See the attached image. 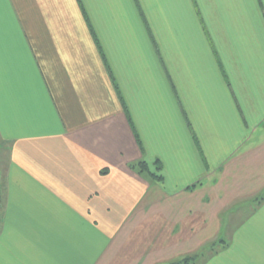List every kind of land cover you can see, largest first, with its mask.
Wrapping results in <instances>:
<instances>
[{"label":"crops","instance_id":"obj_1","mask_svg":"<svg viewBox=\"0 0 264 264\" xmlns=\"http://www.w3.org/2000/svg\"><path fill=\"white\" fill-rule=\"evenodd\" d=\"M0 142V264H264V0H0Z\"/></svg>","mask_w":264,"mask_h":264},{"label":"trees","instance_id":"obj_2","mask_svg":"<svg viewBox=\"0 0 264 264\" xmlns=\"http://www.w3.org/2000/svg\"><path fill=\"white\" fill-rule=\"evenodd\" d=\"M158 171L161 169V167H157ZM134 169L138 170V172L140 173H146V174H150L152 177H154L155 179L161 181L162 180V176L155 174L153 172L150 171V168L148 166V164L146 162H140L137 165H134ZM219 244H214L212 245L209 250L202 252L200 254H196V255H191V256H187L184 257L182 259H179L177 261H173L170 262L168 264H201L203 261H205L206 259H208L210 256H212L215 252V246H218Z\"/></svg>","mask_w":264,"mask_h":264},{"label":"rangeland","instance_id":"obj_3","mask_svg":"<svg viewBox=\"0 0 264 264\" xmlns=\"http://www.w3.org/2000/svg\"><path fill=\"white\" fill-rule=\"evenodd\" d=\"M6 147L3 145V143L0 142V181L2 182V175H1V167L3 166L4 164V157L6 155V152H5Z\"/></svg>","mask_w":264,"mask_h":264},{"label":"water","instance_id":"obj_4","mask_svg":"<svg viewBox=\"0 0 264 264\" xmlns=\"http://www.w3.org/2000/svg\"><path fill=\"white\" fill-rule=\"evenodd\" d=\"M1 204H2V194H1V188H0V210H1ZM0 225H1V215H0Z\"/></svg>","mask_w":264,"mask_h":264}]
</instances>
